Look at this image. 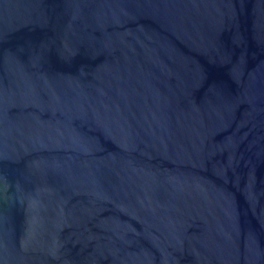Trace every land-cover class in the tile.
I'll return each instance as SVG.
<instances>
[{
    "label": "water",
    "instance_id": "water-1",
    "mask_svg": "<svg viewBox=\"0 0 264 264\" xmlns=\"http://www.w3.org/2000/svg\"><path fill=\"white\" fill-rule=\"evenodd\" d=\"M0 264H264V0H0Z\"/></svg>",
    "mask_w": 264,
    "mask_h": 264
}]
</instances>
